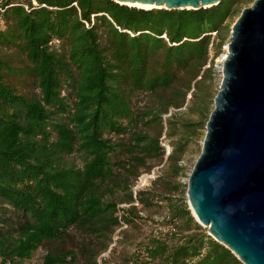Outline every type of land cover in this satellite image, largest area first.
Listing matches in <instances>:
<instances>
[{
  "label": "trees",
  "instance_id": "1",
  "mask_svg": "<svg viewBox=\"0 0 264 264\" xmlns=\"http://www.w3.org/2000/svg\"><path fill=\"white\" fill-rule=\"evenodd\" d=\"M252 1L143 9L114 0H0V204L12 213L0 211V264H26L49 243L56 244L34 264H97L93 246L80 248L84 263L60 243L79 228L106 247L121 222L136 225L138 204L164 205L163 230L116 264H243L196 222L187 184L171 176L183 173L185 133L202 128L204 137L218 91L204 81L214 78L213 58ZM180 72L189 76L181 90L174 87ZM199 75L191 105L202 118L166 119L169 128H182L166 152L162 114L184 103ZM14 80L34 90L23 92ZM168 89L178 101L164 99ZM151 93L161 97L159 107L137 102ZM164 159L169 172L155 189L132 193L129 177ZM117 186L128 190L124 198L115 199Z\"/></svg>",
  "mask_w": 264,
  "mask_h": 264
},
{
  "label": "water",
  "instance_id": "2",
  "mask_svg": "<svg viewBox=\"0 0 264 264\" xmlns=\"http://www.w3.org/2000/svg\"><path fill=\"white\" fill-rule=\"evenodd\" d=\"M114 1L165 9L220 2ZM224 49L216 65L221 71L218 91L187 178L186 197L192 216L214 240L243 264H264V0L242 8Z\"/></svg>",
  "mask_w": 264,
  "mask_h": 264
},
{
  "label": "rangeland",
  "instance_id": "3",
  "mask_svg": "<svg viewBox=\"0 0 264 264\" xmlns=\"http://www.w3.org/2000/svg\"><path fill=\"white\" fill-rule=\"evenodd\" d=\"M251 4V3H250ZM250 4H247L245 6H248ZM234 21L236 18L233 19ZM2 25L0 24V27ZM225 45V44H224ZM224 45L221 48L220 53L213 58V71H214V78L210 80H206L204 82L211 83V86H218L220 79H221V71L216 67L218 64V61L220 60V54L224 52ZM1 53H4V50L0 49ZM8 52V51H7ZM10 52V51H9ZM213 56V51H210V57L209 60ZM210 62H207V65ZM200 78V75L196 77L193 81L190 83V89L186 93L185 101L183 104L179 105L178 107H170L169 110L162 114V121H163V127L160 134V142L165 145L166 152H168L170 149L168 148V145H170V142L177 141L182 136V128L179 126V130L177 131L176 128H169L168 124L166 123V119L172 118L173 121H177L179 124H181L182 121H200L201 120V114H198L194 108L192 107V100H193V92H195L194 89V82ZM189 76L184 73L180 72L178 82L175 83L174 87L180 88L181 85H187L188 84ZM210 81V82H209ZM16 85L20 88L23 92H32L34 89H32L31 84L27 85L26 82H23L21 80H14ZM37 91V90H36ZM164 99L169 100L173 99L174 101L177 100L176 97L173 98V92L172 90L168 89L164 92ZM160 96L157 93H151V94H141L139 95V98L137 102L140 103V105H147L149 107H159L160 106ZM178 101V100H177ZM164 102V101H163ZM152 134L156 135L158 134L159 126H156L153 129L149 130ZM204 132V129L198 128L195 130V132L192 135H188L185 133L186 137L188 138L189 142L186 146L185 151L181 155V159L179 160V164L183 167V173L173 177L171 176V179H176L180 181L183 184H187V178L188 175L192 169V166L194 164L195 159L197 158L198 154L201 150V143H202V134ZM166 156V155H165ZM76 159V158H75ZM78 163L80 162L79 159L76 160ZM171 163L167 162L166 159H164L162 162H158L157 160H149L147 166H140L139 167V174L136 177L130 176L129 177V185L130 190L132 193H135L137 190H143V191H149L152 189H155V181L157 182V179L161 175L166 176V174L169 172ZM122 174H125L126 172L124 170H120ZM144 178L143 180H141ZM143 182V183H142ZM118 188L115 189L114 197L115 199H121L124 198L128 192V190L122 188L121 186H117ZM158 187H156V190ZM127 204L124 202H121L118 204V207H126ZM158 206V207H157ZM152 207H142L141 205H137L138 207V214L140 217L135 218L136 225L128 224L126 226H123L121 223L115 228L114 232L111 234L110 241L108 242L107 246H104V238L102 237H96L95 235H90L79 228H73L70 230V235L67 239L62 241L63 243H60L61 246L64 248L74 249L77 252H79V257L81 258L82 262L85 263V259L80 254V248L85 245L93 246L95 251L97 252V258L96 262L97 264H116L120 260V257L125 252H131L134 248V245L140 241L145 239L147 235L150 233H156V231L163 230L162 226L159 224V221H162V217L164 214V211L166 208L164 205H157ZM4 209V217L11 216V210L9 207H7L5 204H0V211ZM195 219V218H194ZM202 226V225H201ZM202 228L207 232V227L202 226ZM56 243H49L41 245L37 251L33 254L32 258L26 262V264H34L36 262L41 261L44 254L51 250L53 246Z\"/></svg>",
  "mask_w": 264,
  "mask_h": 264
},
{
  "label": "bare ground",
  "instance_id": "4",
  "mask_svg": "<svg viewBox=\"0 0 264 264\" xmlns=\"http://www.w3.org/2000/svg\"><path fill=\"white\" fill-rule=\"evenodd\" d=\"M126 4H128L130 6H135V7H138V8H145V9L153 8L155 6L153 4H141V3H136V2H134V3H130L129 2V3H126ZM143 179L144 178H142L141 180H143Z\"/></svg>",
  "mask_w": 264,
  "mask_h": 264
},
{
  "label": "built area",
  "instance_id": "5",
  "mask_svg": "<svg viewBox=\"0 0 264 264\" xmlns=\"http://www.w3.org/2000/svg\"><path fill=\"white\" fill-rule=\"evenodd\" d=\"M214 33H215V32H212V36L214 35ZM121 224H122L123 226H126V224L123 223V222H121ZM171 229L174 230V228H171Z\"/></svg>",
  "mask_w": 264,
  "mask_h": 264
}]
</instances>
